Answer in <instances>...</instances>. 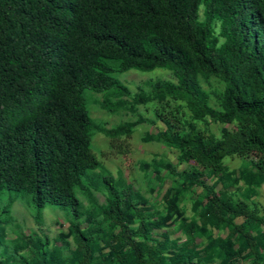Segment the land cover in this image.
I'll list each match as a JSON object with an SVG mask.
<instances>
[{
  "label": "trees",
  "instance_id": "obj_1",
  "mask_svg": "<svg viewBox=\"0 0 264 264\" xmlns=\"http://www.w3.org/2000/svg\"><path fill=\"white\" fill-rule=\"evenodd\" d=\"M158 68L175 81L123 98L130 91L116 74ZM211 78L223 84L218 107L202 86ZM85 90L102 94L111 113L152 101L153 117L106 128ZM157 121L164 130L144 140L178 151L177 164L142 163L161 205L115 178L91 148L94 131L113 143ZM199 122L222 124L219 136ZM233 157L245 163L229 170L223 161ZM241 181L246 193L236 197L229 186ZM263 184L264 0H0V196L30 195L40 225L47 205L70 211L67 232L52 240L16 227L7 240L10 198L0 210V264H264V215L250 206Z\"/></svg>",
  "mask_w": 264,
  "mask_h": 264
},
{
  "label": "rangeland",
  "instance_id": "obj_2",
  "mask_svg": "<svg viewBox=\"0 0 264 264\" xmlns=\"http://www.w3.org/2000/svg\"><path fill=\"white\" fill-rule=\"evenodd\" d=\"M116 78L124 83L130 91L128 96L123 97L127 102L132 103V97L141 94L142 92L148 93L152 88L151 85L160 80L175 81L172 73L163 68H158L149 72H141L137 70H128L123 73L116 74ZM153 86V85H152ZM203 88L209 93L210 104L214 107H218V94L223 84L217 81L215 78H211L208 81H202ZM103 95L95 93L91 90L84 91V99L87 107L89 108L90 115L96 123L104 124L106 128L114 127L115 125L130 121L135 122L138 116L150 119L153 117L152 101L145 104L133 103L126 106H132L135 111L122 108L114 113L106 111L101 107ZM222 124L216 122H203L198 123V127L205 132L206 135L212 133L217 137L220 134V127ZM157 130H164V125L157 121L155 124L148 122H141L135 126L134 132L130 138L123 137L121 140H117L111 143L110 138L101 132H93L91 140V148L97 154L98 158L102 161L103 166L115 177L120 176L127 182L134 186V189H139L147 198H150L152 203L161 205V194L157 196L156 192L151 193L147 185L146 171L143 169V162L151 163L156 160H168L173 164H177L178 151L174 150L162 143L154 141H145L143 136L146 132H155ZM245 163L241 158L233 157L226 158L223 164L229 168V170L238 169ZM192 165L193 162H190ZM189 164V165H190ZM188 168V165L181 164L179 169ZM199 170H202L199 168ZM165 171L162 172L164 175ZM205 179L208 182H212L214 178L213 174L205 172ZM169 182L166 181L162 187V192L166 190ZM222 184L219 182L215 190L222 189ZM230 191H235L236 197H242L246 193V185L241 181L236 186H229ZM197 192H201V188L196 187ZM78 198L82 201L83 209L89 207V201L85 196H81L80 192H76ZM98 201L104 202L105 194L103 191H95ZM10 198H15L14 202L10 206V211L13 216L14 224H9L7 227V240H14L16 238V228L21 229L25 233L36 232L38 234H46L52 240L56 238L59 231L67 232L68 219L70 217V211L68 208L60 206L47 205L42 210V222L41 225L37 224L32 217V213L35 211L30 203V195L17 194L14 192L4 191L0 196V210L3 207H9L8 202ZM192 193L184 194V201L182 202V208L184 215L190 217L193 215L192 211ZM253 204H250L254 209H258V213L264 215V184L257 189V195L252 197ZM238 221H241L239 219ZM15 225V226H14ZM84 226V224L82 225ZM16 227V228H15ZM176 225L170 226V229H174ZM176 237L184 239V235L180 231L174 232ZM216 233V232H215ZM73 246V240L70 237L68 239ZM59 244L54 241H50V248H55Z\"/></svg>",
  "mask_w": 264,
  "mask_h": 264
},
{
  "label": "clouds",
  "instance_id": "obj_3",
  "mask_svg": "<svg viewBox=\"0 0 264 264\" xmlns=\"http://www.w3.org/2000/svg\"><path fill=\"white\" fill-rule=\"evenodd\" d=\"M43 218V217H42ZM68 221V220H67ZM68 227V226H67Z\"/></svg>",
  "mask_w": 264,
  "mask_h": 264
}]
</instances>
